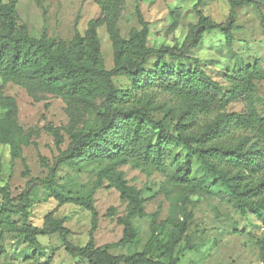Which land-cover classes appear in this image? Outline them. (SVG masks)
<instances>
[{"label":"trees","instance_id":"1","mask_svg":"<svg viewBox=\"0 0 264 264\" xmlns=\"http://www.w3.org/2000/svg\"><path fill=\"white\" fill-rule=\"evenodd\" d=\"M264 0H242L258 8ZM122 0H97L103 24L113 47V68L106 70L97 35L99 20H90L84 35L75 30L69 42L50 38L45 32L32 37L25 24L18 22L16 1L0 0V81L27 92H44L61 97L66 102H77L85 110L100 102L99 125L85 132L65 130L69 144L60 150L63 137L58 129L45 131L54 139L58 157L49 167L45 178H34L19 196L13 197L8 186H0V230L15 235L34 252L43 251L40 237L57 236L68 257L88 264H178L174 256L192 221V214L183 211L168 242L160 244L163 226H154L156 214L148 215L147 200L141 190L131 186L121 170L129 166L146 177L154 174L169 179V168L176 170L169 182L188 188L193 194L205 191L206 184L221 186L237 215L254 216L264 226V116L255 105L256 83L264 80V71L256 64L244 65L228 76L229 88L223 91L200 66L197 59L189 58L169 45L154 49L148 44L149 23L138 5L135 7L140 29L122 39L117 28ZM204 0H195L192 10L197 16L194 41L219 31L231 51L233 33L238 31L235 10L241 3L231 2L227 21L215 23L206 17L201 6ZM156 63L152 71L146 69L151 59ZM171 62H175L174 65ZM192 64L187 69L185 64ZM125 76L131 88L124 92L116 89L113 78ZM157 79L175 80L166 91L186 105L176 114L171 108L158 103L147 87ZM147 88V89H146ZM146 89V90H145ZM235 102L244 104L242 113H225ZM0 145L9 149L10 165L21 160L27 176L28 169L21 158L22 149L33 145L30 134L18 124V107L14 98L0 92ZM215 115L206 125L198 126L200 117ZM163 119L158 120L156 117ZM173 125L172 133L167 125ZM236 134L238 135L236 137ZM181 147L184 157L174 154ZM199 163L201 175L193 176L192 159ZM88 166L96 168L92 187L74 192L65 185V169L80 171ZM33 185L44 189L58 207L74 206L90 214V230L85 245L70 242L71 231L65 226L68 219L57 217L56 211L44 215L40 227L31 223ZM106 187L118 193L126 203L125 215L116 220L122 228V237L114 244L95 245L94 232L98 227V213L94 195ZM207 191V188H206ZM151 219L150 236L142 252L129 256L113 255L110 250L132 245L137 240L133 220ZM259 261L264 264V242L257 240ZM156 245L164 261L152 259L151 246ZM187 250H193L188 244ZM51 259L45 264H50Z\"/></svg>","mask_w":264,"mask_h":264},{"label":"rangeland","instance_id":"2","mask_svg":"<svg viewBox=\"0 0 264 264\" xmlns=\"http://www.w3.org/2000/svg\"><path fill=\"white\" fill-rule=\"evenodd\" d=\"M10 0H2L7 3ZM18 22L25 24L29 34L39 38L46 33L50 38L69 43L75 34L84 35L90 20H99L97 35L101 46V55L106 70L113 68V47L109 40L103 16L96 4L97 0H15ZM117 28L122 39L140 29L135 14L136 5L146 22L149 23L148 44L154 49L169 45L176 47L189 58L197 59L202 69L223 91L229 84L227 77L239 71L244 65L256 64L264 71V7L258 1V8L242 3V0H204L201 11L215 23L227 21L231 2L241 3L235 10L238 31L233 33L231 51L227 48L225 38L219 31L204 35L201 42L194 41V26L197 16L192 10L195 0H122ZM156 63L153 58L147 64L150 72ZM172 65L175 62H171ZM187 69L192 64H185ZM175 80L157 79L154 85L147 87L146 93L154 95L158 103L171 108L176 114L186 110V105L166 91L168 84ZM119 91L131 88L125 76L113 78ZM0 92L14 98L18 107V124L26 134H30L33 145L22 149L21 158L25 161L28 173L22 161L16 160L10 165L9 149L0 145V186H8L11 195L19 196L34 178L43 179L48 171L41 160L51 167L58 157L54 139L45 131L52 127L58 129L63 137L61 151H65L69 141L65 130L87 131L99 125L100 102L93 109L85 110L77 102H66L61 97L44 92H27L12 84L3 85L0 81ZM258 113L264 116V80L256 83L254 93ZM244 104H230L225 113H242ZM1 114V110H0ZM215 115L200 117L198 126L208 124ZM162 120L161 116L156 117ZM169 133L173 125H167ZM238 135L236 134V137ZM174 154L184 157L186 152L178 147ZM193 176L201 175L199 163L193 158ZM125 179L141 190L147 200L146 213L156 214L154 226H163L164 233L160 244L168 242L174 231L177 220L183 211L192 214V221L181 243L176 247L174 256L178 264H261L256 241L264 242V226L252 215L243 218L237 215L225 190L217 185L206 184L205 191L193 194L188 188L177 187L169 179L176 167L169 168V179L154 174L146 177L129 166L121 168ZM65 185L74 192L89 190L96 178V168L88 166L77 171L65 168ZM207 188V191H206ZM31 223L40 227L43 217L56 211L57 217H66V227L71 231L70 242L83 246L88 240L90 214L74 206L58 207L49 199L44 189L33 185ZM94 207L98 213V227L94 232L97 247L114 244L122 237V228L116 220L125 215L126 203H123L117 192L106 187L94 195ZM133 226L137 240L132 245L110 250L113 255L129 256L142 252L149 240L151 219H134ZM43 251L38 255L15 235L0 230V264H88L83 260L72 259L64 252L57 236L40 237ZM190 244L193 250H187ZM152 259L164 261L156 245L151 246Z\"/></svg>","mask_w":264,"mask_h":264}]
</instances>
